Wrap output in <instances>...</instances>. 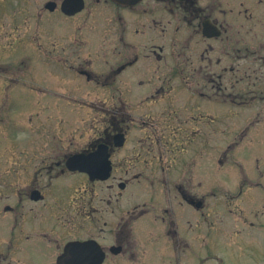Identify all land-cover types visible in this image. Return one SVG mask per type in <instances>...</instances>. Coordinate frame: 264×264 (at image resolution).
I'll return each mask as SVG.
<instances>
[{
    "label": "flooded vegetation",
    "instance_id": "flooded-vegetation-1",
    "mask_svg": "<svg viewBox=\"0 0 264 264\" xmlns=\"http://www.w3.org/2000/svg\"><path fill=\"white\" fill-rule=\"evenodd\" d=\"M28 12L30 50L86 86L49 73L50 93L89 99L25 150L0 136V264H56L72 242L92 262L91 241L101 264H143L137 226L166 244L160 264L188 261L195 212L208 210L195 188L210 128L264 109V0H46Z\"/></svg>",
    "mask_w": 264,
    "mask_h": 264
},
{
    "label": "rangeland",
    "instance_id": "rangeland-1",
    "mask_svg": "<svg viewBox=\"0 0 264 264\" xmlns=\"http://www.w3.org/2000/svg\"><path fill=\"white\" fill-rule=\"evenodd\" d=\"M45 1L0 0V66L8 65L0 69V110H4L5 116L3 126L0 125V136H9L17 142L31 136L30 131H27L26 119L24 120L29 113L30 124L33 126L52 123L56 117L60 120L66 117L73 119L74 114L73 120H76V104L86 103L84 100L88 98L76 97L75 104L74 96L66 97V102L61 101L58 94L50 93L49 88L53 89L57 84L52 81L49 73L58 76L57 79H62L68 73L59 65L46 66L43 54L36 51L39 48L35 52L30 50L28 11L41 6ZM13 13L17 17H13ZM46 19V28L59 33L64 22L58 16L50 15ZM36 27L37 24H34V28ZM31 30L36 35L35 40H45L43 28ZM4 46L6 47L3 48ZM39 50L42 51V48ZM44 54L47 55L46 51ZM63 65L67 67L70 63ZM67 81L86 87L77 77L74 78L72 72L67 76L65 82ZM101 99L102 97H98V101ZM53 102L58 103L57 107H53ZM46 104L51 106L43 110ZM68 111L73 115L66 114ZM101 113L98 112L99 118ZM237 117L242 120L233 126L210 128V145L205 157L208 160L204 171L200 169V174L205 176L206 186L203 183L200 189L195 188V192L197 195L209 193L205 209L212 211L211 220L206 215L205 219L199 221L202 216L195 212L190 264H263L264 261V109L251 111L248 115L241 112ZM245 117L253 119L245 122ZM255 118L258 119L257 122ZM226 120L229 121V118L226 117ZM34 135L39 137L46 133L40 126ZM225 151L224 159L222 153ZM220 159H224L223 163L219 162ZM255 178L259 181L256 187ZM214 209L217 211L214 212ZM208 225L209 231H206ZM153 230L157 231L151 228L146 231L147 235L150 232L151 237L139 240V244L143 245H138L139 262L160 264L156 255L164 253V262L167 263L166 244L163 246L159 240H153ZM135 234L138 239V232L135 231ZM147 252L155 259L150 257L149 262L144 261Z\"/></svg>",
    "mask_w": 264,
    "mask_h": 264
},
{
    "label": "water",
    "instance_id": "water-1",
    "mask_svg": "<svg viewBox=\"0 0 264 264\" xmlns=\"http://www.w3.org/2000/svg\"><path fill=\"white\" fill-rule=\"evenodd\" d=\"M77 158L78 157H73L70 161L71 162H76L77 161ZM88 173L91 175V172L88 170ZM107 175H105L104 177H101V178H106ZM76 249L78 248L75 244H70L66 249H65V252L62 254V256L58 259L57 261V264H83L81 261H74L73 260V257L76 259V256H75V252H73L74 250L73 249ZM99 256L100 255H97L95 257L96 259V264H99ZM91 264H95L94 263H91Z\"/></svg>",
    "mask_w": 264,
    "mask_h": 264
}]
</instances>
